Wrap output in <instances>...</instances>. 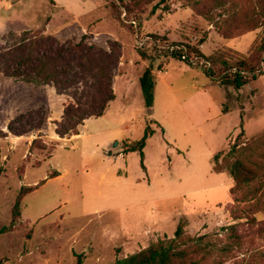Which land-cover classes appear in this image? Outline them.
<instances>
[{
	"label": "rangeland",
	"instance_id": "1",
	"mask_svg": "<svg viewBox=\"0 0 264 264\" xmlns=\"http://www.w3.org/2000/svg\"><path fill=\"white\" fill-rule=\"evenodd\" d=\"M113 2L0 0V53L31 31L61 44L84 41L119 60L115 101L102 117L85 121L80 135L64 139L56 123L72 97L0 75V229L11 225L22 189L34 190L12 230L0 235V264H114L174 239L180 223L184 241L207 236L206 250L192 251L189 264H264V76L240 91L227 89L204 74L205 60L187 65L162 50L204 40L206 56H248L264 35L257 14L264 0H126L132 12L122 9L118 19ZM155 35L167 41L155 44ZM150 65L157 85L149 116L139 80ZM35 109L45 112L40 130L8 132ZM241 117V143L252 152L240 157L257 180L232 194L227 167L234 159L226 157ZM149 126L155 134L144 149V169L128 147ZM221 152L223 172L216 173L213 158ZM229 226L235 230H224Z\"/></svg>",
	"mask_w": 264,
	"mask_h": 264
},
{
	"label": "trees",
	"instance_id": "2",
	"mask_svg": "<svg viewBox=\"0 0 264 264\" xmlns=\"http://www.w3.org/2000/svg\"><path fill=\"white\" fill-rule=\"evenodd\" d=\"M111 7L117 19L123 15L122 9H125L127 14L132 12L126 5V0H114ZM156 10L157 6L154 7L153 12ZM260 12L257 14H261L264 18V2ZM260 26L264 27V21L260 23ZM12 37L14 38V34L10 33L9 38ZM153 38L155 44L167 41L165 37L158 35ZM17 40V44L0 53V75L37 86H53L59 95L72 97L74 104L65 107L62 121L56 123V134L60 138L80 135L78 128L84 125L85 121L102 117L109 104L115 101L113 79L119 60L113 52L87 46L84 41L77 45L61 44L53 36L31 31L22 33ZM203 43L204 40L200 41L199 46L174 43L165 46L162 50L173 60L184 62L187 65L194 58L205 60L210 67L205 69L204 74L210 79L219 80L227 89L234 88L240 91L264 76V35L248 56L231 51L229 53L235 54V57L229 56L228 52H217L206 56L200 50ZM140 55L143 59H149L146 52H140ZM154 71V65H150L139 80L149 116L152 114L157 84ZM44 122V110H31L13 120L8 126V132L15 137H22L35 130H40ZM154 134L155 131L149 126L141 140L128 147V153L140 155L144 169V149L147 141ZM244 136V121L241 117V132L226 157L234 159L227 167L236 183L231 190L232 194L257 180V173L249 168L240 157L242 153L252 152L250 147L247 148L246 144L241 143ZM222 155V152L217 153L213 158V170L216 173L223 172L218 169V162ZM58 176L60 174L56 172L50 178ZM33 191L31 187L22 189L13 208V221L10 226L0 229V235L12 230L21 217L23 198ZM224 230L234 231L235 226H229ZM232 236L240 241V237ZM206 237L205 235L184 241V225L180 223L174 239L158 241L137 254L117 260L114 264H189L187 261L192 251L201 248L206 250L208 246V243L204 242ZM78 264H82V261L79 260ZM190 264L198 263L191 261Z\"/></svg>",
	"mask_w": 264,
	"mask_h": 264
},
{
	"label": "water",
	"instance_id": "3",
	"mask_svg": "<svg viewBox=\"0 0 264 264\" xmlns=\"http://www.w3.org/2000/svg\"><path fill=\"white\" fill-rule=\"evenodd\" d=\"M114 145L117 146V145H118V142L116 141ZM111 154H112V152L110 151V155H111Z\"/></svg>",
	"mask_w": 264,
	"mask_h": 264
},
{
	"label": "crops",
	"instance_id": "4",
	"mask_svg": "<svg viewBox=\"0 0 264 264\" xmlns=\"http://www.w3.org/2000/svg\"><path fill=\"white\" fill-rule=\"evenodd\" d=\"M9 6V5H8ZM157 85V84H156ZM59 177V176H58Z\"/></svg>",
	"mask_w": 264,
	"mask_h": 264
}]
</instances>
